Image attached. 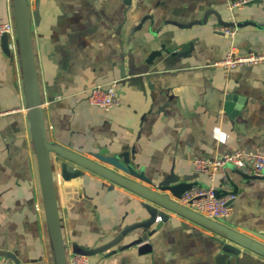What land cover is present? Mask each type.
<instances>
[{"label": "crops", "instance_id": "crops-1", "mask_svg": "<svg viewBox=\"0 0 264 264\" xmlns=\"http://www.w3.org/2000/svg\"><path fill=\"white\" fill-rule=\"evenodd\" d=\"M234 0H28L42 105L51 140L90 156L125 150L154 182L177 175L185 185L235 190L221 222L264 232V178L227 167L212 177L195 156L238 148L264 151V63L215 64L230 49L264 51V3ZM13 21V0H0V23ZM230 26L233 34L220 27ZM0 40V248L19 264H55L31 137L21 58ZM116 82L120 103L89 100L93 86ZM56 191L67 253L73 243L100 245L138 220L142 198L85 169ZM138 245L90 256V264H238L218 262L221 237L172 213ZM117 228V230H116ZM142 232L127 234L122 245ZM0 264H17L0 255Z\"/></svg>", "mask_w": 264, "mask_h": 264}, {"label": "water", "instance_id": "water-1", "mask_svg": "<svg viewBox=\"0 0 264 264\" xmlns=\"http://www.w3.org/2000/svg\"><path fill=\"white\" fill-rule=\"evenodd\" d=\"M253 3H262V1L252 0L246 5ZM13 12L16 47L21 58L28 119L37 157L46 222L55 264H69L57 200L55 175L57 168L65 180L82 176L85 169L91 170L134 191L142 198L140 207L143 216L138 220L126 224L120 230L116 228L117 232L113 234V237L100 245L90 247L74 242L73 252L90 256L98 253L109 255L131 245H138L139 252H148L152 250V244L149 242L150 235L158 230L164 222L172 219V213H175L220 235L218 262L225 263L226 259L232 255L238 264H264L263 231L247 226L231 227L179 202L178 199L182 197L183 193L196 184L185 185L174 174L154 182L133 164L129 153L125 150L111 154L91 151L89 156L51 140L42 105L28 0H13ZM0 40L4 50L10 53L9 34L4 33ZM227 167H231L245 178L257 177L244 175L233 165H227ZM221 181L222 183L226 181L233 183L229 173H225ZM225 192L223 189H216L218 195ZM233 192L235 193V190ZM231 202L232 200L229 201V203ZM135 229H142V232L131 241L119 245L124 237ZM0 255H9L19 264L18 258L5 249L0 248Z\"/></svg>", "mask_w": 264, "mask_h": 264}, {"label": "built area", "instance_id": "built-area-1", "mask_svg": "<svg viewBox=\"0 0 264 264\" xmlns=\"http://www.w3.org/2000/svg\"><path fill=\"white\" fill-rule=\"evenodd\" d=\"M249 1L252 0H234L232 7L245 5ZM261 1L264 3V0ZM219 29L229 34L234 33L230 26ZM4 33L9 34L10 44L16 47V30L13 21L0 23V38ZM262 63H264V51H249L239 54L232 48L215 64L234 69ZM89 100L92 104L106 109L119 104L121 99L116 91V82L93 86L89 93ZM192 162L197 170L208 173L212 178L218 171L225 174L227 165H233L244 175L264 178V151L238 148L224 152L218 158L195 156ZM224 190L225 193L218 195L213 185L196 184L187 189L178 200L207 217L220 220L230 214L232 207L229 201L236 196L229 183L225 185ZM69 264H90V255L72 252L69 255Z\"/></svg>", "mask_w": 264, "mask_h": 264}, {"label": "rangeland", "instance_id": "rangeland-1", "mask_svg": "<svg viewBox=\"0 0 264 264\" xmlns=\"http://www.w3.org/2000/svg\"><path fill=\"white\" fill-rule=\"evenodd\" d=\"M221 220H224V219H221Z\"/></svg>", "mask_w": 264, "mask_h": 264}]
</instances>
